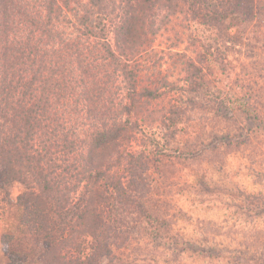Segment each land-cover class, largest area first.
<instances>
[{"label": "trees", "instance_id": "16d2710c", "mask_svg": "<svg viewBox=\"0 0 264 264\" xmlns=\"http://www.w3.org/2000/svg\"><path fill=\"white\" fill-rule=\"evenodd\" d=\"M70 5L0 0V189L8 194L15 183L24 185L13 204L43 250L37 264H123L116 249L138 237L130 235L132 227L160 243L178 235L166 219L170 207L151 199L152 166L172 150L180 125L202 107V98L225 107L222 86L236 67L229 56L242 46L240 33L248 35L264 0ZM182 14L205 26L209 38L184 61L182 78L143 83L135 56ZM165 96L170 105L160 136H148L147 113ZM247 110L264 124L258 109ZM263 201L245 197V219L259 214ZM261 242L264 264V236ZM253 250L249 255L242 241L238 264L256 259ZM148 259L135 254L125 262Z\"/></svg>", "mask_w": 264, "mask_h": 264}, {"label": "rangeland", "instance_id": "374dc122", "mask_svg": "<svg viewBox=\"0 0 264 264\" xmlns=\"http://www.w3.org/2000/svg\"><path fill=\"white\" fill-rule=\"evenodd\" d=\"M70 1V6L77 5L78 0ZM259 7L260 16L248 35L240 33L242 46L229 56L236 67L222 86V95L227 96L222 103L225 107L202 98V107L180 125L182 131L174 138L172 150L152 166L156 187L151 199L170 207L166 219L178 241L175 237L160 243L159 238L145 236L142 228L136 232L132 227L130 235L138 237L116 249L123 264H129L126 259L135 254L149 256L143 264H238L237 248L242 241L249 247V255L253 249L258 251L256 259L245 258L243 264H263L259 253L264 209L245 219L243 208L247 196L264 199V124L250 119L253 115L247 110L248 106L258 109L264 117V6ZM210 33L188 16L174 17L168 28L135 56L143 68V83L182 78L184 61L197 55ZM169 100L165 96L152 104L155 111L147 113L148 136H160L159 123ZM23 190L21 183H15L8 194L0 189V264H9L19 256L27 257V264H37L43 252L37 236L20 224L13 204ZM205 240L213 246L214 256L206 249ZM196 241L201 247L196 248ZM165 242H173L172 247Z\"/></svg>", "mask_w": 264, "mask_h": 264}]
</instances>
